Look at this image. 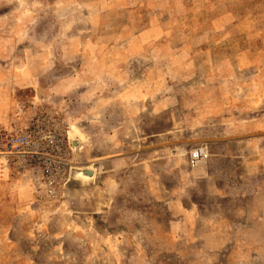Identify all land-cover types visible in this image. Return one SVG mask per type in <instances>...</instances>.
Listing matches in <instances>:
<instances>
[{
  "label": "rangeland",
  "instance_id": "1",
  "mask_svg": "<svg viewBox=\"0 0 264 264\" xmlns=\"http://www.w3.org/2000/svg\"><path fill=\"white\" fill-rule=\"evenodd\" d=\"M142 1L0 0V149L4 135L21 120L34 111L54 109L70 139L80 137L74 160L84 166L93 163L87 158L98 148L88 136L97 139L100 114L106 113L109 128L120 115L115 103L182 100L190 103L183 111L186 126L178 123V115L158 113L147 105L133 127L114 139L124 147L133 137L139 149L160 142L165 149L173 147L169 154L181 161L186 151L206 147L213 184L221 192L229 183L236 193L235 215L230 201L227 207L229 219L244 205L252 214L260 201L246 196L247 189L264 184V23L248 30L245 26L253 25L254 18L245 20L248 15L240 13L234 17L241 28L208 31L212 20L221 26L231 16L211 13L215 8L204 12L198 4L188 7L195 13L175 6L153 15ZM169 18L171 26L165 31L142 29ZM227 38L234 39L233 47L222 44L216 56L206 53L208 41ZM194 52L202 56L201 64L185 67L182 59ZM120 69L136 77L127 81ZM134 87L146 89L130 94ZM126 89L127 94L116 93ZM201 102L209 103L208 108ZM159 132L167 135L159 137ZM13 176L0 180V189ZM241 189L244 199L237 197ZM129 191H119L114 199V191H107L106 212L96 214L68 186L56 200L46 199L40 189L31 197L20 195L16 202L24 199L27 205L16 206V214L0 210V264H259L247 251L228 255L230 241L217 245L226 232L222 223L215 227L189 221L183 231L177 225L171 230L163 206L150 208L149 221L148 208L132 205ZM196 191L192 198L204 204V214L213 212L214 199ZM25 211L30 216L22 215ZM237 223L235 234L242 233L251 243L250 228L257 232L258 218L239 225L241 229Z\"/></svg>",
  "mask_w": 264,
  "mask_h": 264
},
{
  "label": "crops",
  "instance_id": "2",
  "mask_svg": "<svg viewBox=\"0 0 264 264\" xmlns=\"http://www.w3.org/2000/svg\"><path fill=\"white\" fill-rule=\"evenodd\" d=\"M142 4L145 6L148 14L153 15L156 13L166 14L168 9L169 11H172L170 8L175 6L183 8L180 12L195 13V11L188 9V7L198 4L204 12H211L212 9L210 8H215L211 13H220L231 16V18L223 22L221 26L212 20V24L206 27L208 31L229 28L234 29L236 27L241 28L240 24H238L240 21L237 22L234 17L235 14L240 13L248 15L245 17V20L254 18L253 25L248 23V25L245 26L248 30L254 29L257 23H264V0H202L200 3H197V0H144L142 1ZM166 8L167 10H165ZM165 19H168V17H165ZM169 19L170 20L163 22H152L142 29L146 32L159 30L165 31L171 26L170 24L172 18ZM149 40L151 39H148V41ZM148 41H145L143 44ZM222 44L230 45L232 47L235 45L233 38L230 40L227 38L208 41V44H206L207 46H205L210 48H207L206 53L210 56H216V48ZM130 45H133L132 41ZM233 52L234 50L230 52V54ZM203 54L205 53H202V55ZM201 59L202 56L200 57L199 52H194L184 57L182 61L185 67H197V65L201 64ZM211 59L215 63L214 57H211ZM217 60L222 59L218 58ZM120 73L124 76V78H126L125 80L130 82L133 80V77H136V75L133 74L130 76L126 73L123 74L122 71ZM122 87H120V89H122ZM137 89L139 88L134 87V90L132 88L130 91L129 89H126L121 92L116 91V93H121L122 95L127 94L129 91L130 94H135L133 91H138ZM140 89L145 90L146 88ZM200 92L203 93V89ZM180 93L186 94V91L180 90L179 94ZM195 104L198 105L199 103ZM200 104L202 108L206 106V109L209 105L207 102H201ZM189 105L190 103L183 102L182 100H180V102H174L171 101V99H160L158 102H148L147 99H142L137 103L134 101H127V103H115V108L120 111V115L118 114L114 127H107L106 113H101L100 117H102L100 124L98 125L97 139L94 136H88L91 142L98 143V148L89 158H87L88 162L93 163L80 167L94 170L95 174L93 181L89 185L74 183L71 186H68V191L73 196L78 197L80 201H82L83 205L88 203L91 204L95 209L94 212L96 214L99 210L102 213L106 212L104 205H108V197L106 195L107 191H114V195L112 196L114 199L115 195L117 197L119 191L128 189L130 190L129 192H131L130 202L132 205L134 204L137 209L145 206L148 208L146 213L149 215V221H152L153 219V212L150 208L154 206H163L165 213L168 215L167 222L169 223V229L172 230V228L177 225L180 232L183 231L182 228L185 224L187 227V223L189 221L211 222L214 223L213 225H216L215 227H217L219 223H222L220 228H224L226 232L221 233L219 237L218 235L216 236L218 237L217 245H219V243H228L230 241L232 245L229 248V252H227L228 255L236 254V252L241 253L243 251H247L248 253L253 254L254 259L259 261V264H264V206L260 208L261 202H263L264 205V184L262 187H250L247 189L248 191L246 196L252 195L253 197H259L260 207L257 208V211H254L252 214L247 213L245 212L244 205L242 206L243 210L237 212L238 216H234V218L229 219V211L227 210V207L230 201L232 208H235L236 193L234 189H231L229 183L225 184V187L221 192L219 185L213 184L214 173L212 172V168L208 165L210 154L206 147H195L204 149L206 157L201 159L195 167H190L187 160L191 150L186 151L185 160L182 159L181 161L178 157H176L178 155L172 153V156L170 155L171 153L169 154V150H172L173 147L165 149L164 144H160V142H153L152 147L148 146L139 149V147H137L138 144L134 143L133 137H131L130 145H124V147H121V143L116 142L114 139L117 135H124V131L129 129V127L130 129L133 127L135 122H137V117L144 112L143 109L146 106V109L149 107L151 110H156L158 113H165V111H167L168 115L171 113L178 115V123H182L186 126L188 116L186 112L183 111L187 110ZM7 107L8 109L13 108L10 104H8ZM195 107L198 108L199 106ZM119 116H121V122H119ZM3 120H5V116H3ZM176 131H180V129L173 131V137L176 135ZM170 132L171 131L169 129L166 131L167 134ZM167 134L159 132L158 135L161 137ZM74 139L76 140V144L73 142ZM72 143L74 147L78 145L80 146V137L76 135V137L72 139ZM126 147H131V149ZM184 147H186V145H184ZM146 148H149L148 152L145 150ZM179 154L181 155L180 152ZM121 174L123 177L121 176L120 178ZM130 177V181L126 180V178ZM215 185L216 190H213L212 187ZM2 186L3 189H0V210H4L3 212L14 215L16 214V210L19 211L16 206L22 207V205H27V203L23 201L24 199H19L21 202H16L15 198H20V195L22 196L24 193L26 196L31 197L32 193L36 192L37 189H40L39 174L33 169L24 174H14L10 180L3 182ZM194 191H196V194L198 195L201 194L202 197L207 196L214 199V204L210 207H214L213 212L204 214V204H202L199 199L194 200L192 198ZM237 197H242V199H244L243 197H245V193L243 189L238 192ZM113 199H110V201ZM234 208L231 209L230 212L233 215H235ZM138 211L139 210H131V213L133 214L134 212L135 214H138ZM22 215L30 216L27 211H25ZM255 217L258 218L259 225L257 232H255L256 228H250V243L248 237H245L242 233H239L240 235L238 233L235 234V221L238 222L237 228L241 229L244 227L243 223L247 224L246 222H250L251 218L256 219ZM223 223H225V225H223ZM239 225L241 228L238 227ZM215 227H210V232L212 234L215 232L213 231ZM180 234L182 235V233ZM180 234H178L179 237L181 236ZM169 235L171 236L172 234Z\"/></svg>",
  "mask_w": 264,
  "mask_h": 264
},
{
  "label": "built area",
  "instance_id": "3",
  "mask_svg": "<svg viewBox=\"0 0 264 264\" xmlns=\"http://www.w3.org/2000/svg\"><path fill=\"white\" fill-rule=\"evenodd\" d=\"M18 125L3 138L0 180L33 169L39 174L42 195L56 200L67 186L70 169L79 167L74 160L76 147L66 125L49 108L34 111ZM205 157L204 149L195 148L189 152L188 165L195 167Z\"/></svg>",
  "mask_w": 264,
  "mask_h": 264
},
{
  "label": "water",
  "instance_id": "4",
  "mask_svg": "<svg viewBox=\"0 0 264 264\" xmlns=\"http://www.w3.org/2000/svg\"><path fill=\"white\" fill-rule=\"evenodd\" d=\"M94 170L85 167H75L70 169L69 179L67 186H71L74 183H80V185H89L94 179Z\"/></svg>",
  "mask_w": 264,
  "mask_h": 264
}]
</instances>
